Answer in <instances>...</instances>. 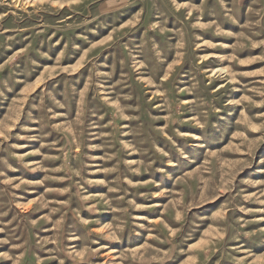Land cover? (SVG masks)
<instances>
[{
	"label": "rangeland",
	"instance_id": "rangeland-1",
	"mask_svg": "<svg viewBox=\"0 0 264 264\" xmlns=\"http://www.w3.org/2000/svg\"><path fill=\"white\" fill-rule=\"evenodd\" d=\"M0 264H264V0H0Z\"/></svg>",
	"mask_w": 264,
	"mask_h": 264
}]
</instances>
